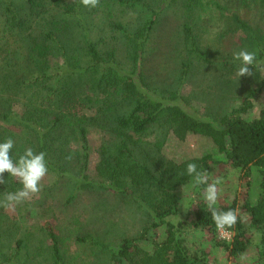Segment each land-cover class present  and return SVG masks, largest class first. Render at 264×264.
Returning <instances> with one entry per match:
<instances>
[{
  "label": "trees",
  "instance_id": "trees-1",
  "mask_svg": "<svg viewBox=\"0 0 264 264\" xmlns=\"http://www.w3.org/2000/svg\"><path fill=\"white\" fill-rule=\"evenodd\" d=\"M260 7L264 0H99L95 8L80 0H0V142L13 139L14 160L27 148L44 152L47 174L54 177L39 199L17 205L14 213L0 208V264H81L68 255L61 231L44 226L37 235L22 225L32 219L35 208L40 219L56 211L67 214L80 195L103 202L131 200L151 222L144 234L121 237L117 244L109 242L108 232H77L76 242L95 251L98 262L109 258L114 264H206L184 247L186 223L169 220L179 213L177 191L193 184L189 163L206 173L219 165L245 173L250 227L264 245V108L249 117L264 90V32L238 13ZM158 15L160 26L166 16L180 22L173 33L180 41L175 57L180 80L196 66L215 72L219 87L200 90L208 95L217 87L216 99L199 98L192 107L199 90L188 97L160 89L148 74L147 50ZM143 16L153 19L145 23ZM238 27L247 39L239 48L227 49L224 42ZM240 50L256 56L246 81L256 86L249 85L244 93L238 92L244 76L235 74L241 64L233 59ZM76 100L88 105L83 116L71 112ZM11 128L18 130L13 133ZM93 132L101 136L94 172ZM190 133L210 137L219 154L181 164L160 157L169 135L184 140ZM4 180L0 199L22 187L8 173ZM65 186L69 192L61 196ZM214 207L238 209L235 202ZM194 214L192 227L207 230L231 255L252 246L254 238L240 214L227 229L234 234L230 243L218 240L207 203L198 205ZM163 226L167 231L162 239ZM145 245L153 251L144 252ZM260 256L264 264V247Z\"/></svg>",
  "mask_w": 264,
  "mask_h": 264
},
{
  "label": "rangeland",
  "instance_id": "rangeland-1",
  "mask_svg": "<svg viewBox=\"0 0 264 264\" xmlns=\"http://www.w3.org/2000/svg\"><path fill=\"white\" fill-rule=\"evenodd\" d=\"M241 19L249 20L252 25L260 26L264 32V7H260L258 10L253 11L249 8L239 10ZM159 16V15H158ZM153 19L152 16H143L142 20L146 21ZM160 19V16L157 20ZM180 22L176 20L175 16H166L163 23L160 26V20L157 23V30L155 37L148 47V58L146 61V68L149 75L153 76L158 82L160 89L169 88L181 92L182 95L190 97L191 94L198 92L197 96L192 98V107L197 106L198 99L202 101L204 99H216V89L219 87L215 82L216 75L213 71H204L202 68L196 66L191 74L187 75L185 80H180L181 73L178 71V62L175 61V57L179 56L176 49L179 48V42L176 35L173 36L174 31L177 29V24ZM247 39V34L243 28H235L234 31L226 38L224 45L227 49L239 48L241 44ZM181 54V53H180ZM195 63V62H194ZM196 64V63H195ZM206 72L208 74L203 73ZM237 74V72L235 73ZM261 76L264 75V67L261 70ZM213 76V77H212ZM238 76V75H237ZM177 80V81H176ZM245 83L241 84L238 92H245V89L249 85L256 86L255 82L247 81V75L242 78ZM215 91L206 95L203 89L211 86L215 87ZM210 87V88H211ZM209 89V88H208ZM213 94V95H212ZM215 102V101H214ZM213 102V103H214ZM212 108V105H209ZM264 108V90L254 100V109L251 111L249 117H257L261 110ZM88 105L83 101L76 100L71 107V112L78 116H83L87 113ZM200 112H203L204 108L197 107ZM13 133H16L18 129L11 128ZM101 136L93 132L90 135V144L93 147V154L91 159L90 171L95 170L99 161V155L97 149L101 143ZM211 154L217 156L219 154L217 146L214 144L210 137L188 134L184 140H180L173 134L169 135L166 139L164 146L161 149L160 157H164L170 162L181 164L187 160L202 158L205 155ZM211 179L220 178L222 183L218 185L220 189L218 201L215 206L230 205L237 203L239 214L242 217L244 223L250 234L253 236V244L243 254L233 256L230 252L218 245H216L212 235L203 229H195L191 223L195 220V210L201 203H206L204 200V189L206 185L193 186V184L187 185L177 191L179 196V213L176 216L171 217L169 220L174 224L180 222L186 223L183 230V242L184 247L187 249L191 256L200 259L206 264H263V260L260 256V249L264 245L260 243L259 233L250 227L251 216L246 208V199L249 193L248 190V177L241 170L234 169L229 165H219L212 167L208 172ZM54 183V177L47 174L41 181L42 190H46L50 185ZM69 192L68 188L62 187L59 190L61 196H65ZM87 195V194H86ZM91 196V195H90ZM38 196L33 197L31 201L39 199ZM79 202L75 206H70L67 210V214H60L56 211L55 216H44L42 219L39 217V212L32 216L31 220L23 221L22 225L24 229H29L35 232L37 235L41 227H49L55 232L61 231V235L66 241V249L68 255L76 257L78 263L81 264H114L110 262L109 258L103 259L101 262L96 260V256L89 246L83 247L75 240L77 232H86L97 230L104 234L108 232L110 234L109 242L117 244L121 241V237H139L144 234L146 229L150 226L151 222L148 220L146 214L140 211L131 200L126 201H101L99 199L90 198L88 196H78ZM14 213V211H13ZM81 213V214H80ZM78 220L79 222H76ZM147 227V228H146ZM151 231L146 240L151 237ZM166 226H163L159 230V236L165 238ZM234 237L232 233L218 232V240L232 242ZM142 243V242H141ZM143 244V243H142ZM144 252L151 253L153 251L151 246L145 245ZM100 249H96V252ZM245 259H241V257ZM123 264H130L128 260H125Z\"/></svg>",
  "mask_w": 264,
  "mask_h": 264
},
{
  "label": "clouds",
  "instance_id": "clouds-1",
  "mask_svg": "<svg viewBox=\"0 0 264 264\" xmlns=\"http://www.w3.org/2000/svg\"><path fill=\"white\" fill-rule=\"evenodd\" d=\"M85 7L95 8L99 4V0H80ZM234 60L240 61L241 66L238 69V77L251 75L250 66L256 60L255 53L247 50H240L234 53ZM14 141L7 138L4 142H0V184H5L4 174L16 178L22 187L15 192H8L0 199V208L8 211H14L15 207L25 201L31 200L38 196L42 190L41 181L48 173V165L46 154L44 152H34L32 148H27L18 159L12 157V149ZM187 174L193 177V186L206 185L204 189V200L211 211V217L220 231H225L235 226L238 220L239 210L229 209L220 211L214 206L217 204L220 189L218 185L222 183L220 178L210 180V176L206 172L198 171L197 165L189 163L187 165ZM241 259H245L243 256Z\"/></svg>",
  "mask_w": 264,
  "mask_h": 264
},
{
  "label": "built area",
  "instance_id": "built-area-1",
  "mask_svg": "<svg viewBox=\"0 0 264 264\" xmlns=\"http://www.w3.org/2000/svg\"><path fill=\"white\" fill-rule=\"evenodd\" d=\"M220 230H218V232H219ZM220 232H222V231H220ZM223 232H225V233H232L231 231H229V230H225V231H223Z\"/></svg>",
  "mask_w": 264,
  "mask_h": 264
}]
</instances>
